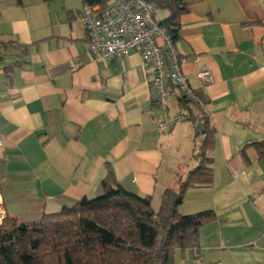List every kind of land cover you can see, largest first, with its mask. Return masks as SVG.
I'll return each mask as SVG.
<instances>
[{"label":"crops","instance_id":"1","mask_svg":"<svg viewBox=\"0 0 264 264\" xmlns=\"http://www.w3.org/2000/svg\"><path fill=\"white\" fill-rule=\"evenodd\" d=\"M173 49L180 72L207 100L215 130L212 183L188 189L182 216L211 211L198 253L174 264H264V0H182ZM81 0H0V211L18 224L104 193L107 169L128 192L161 195L196 167L195 122L158 130L153 73L141 56L100 61L79 21ZM168 12L155 10L158 22ZM17 46L26 47L25 53ZM6 68L11 69L6 73ZM208 70L212 82L198 75ZM180 110L169 92L167 114ZM155 211V210H154Z\"/></svg>","mask_w":264,"mask_h":264},{"label":"trees","instance_id":"2","mask_svg":"<svg viewBox=\"0 0 264 264\" xmlns=\"http://www.w3.org/2000/svg\"><path fill=\"white\" fill-rule=\"evenodd\" d=\"M111 0H81L84 5L105 8ZM168 16L158 22L167 36L178 37L179 18L188 12L182 0H148ZM25 53L26 47L17 46ZM11 69L6 68V73ZM169 92L175 93L180 110L187 121L195 122L194 150L196 167L191 169L180 189H166L157 211L150 197H142L123 189L108 168L102 180L104 193L95 198H82L73 207L44 214L33 224H18L4 216L0 224V264H174V252L198 253V231L214 219L211 211L182 216L178 207L185 192L212 183V160L207 157L214 144L215 130L204 111L207 105L202 93L193 91L202 106L192 102L169 81ZM198 126L200 129H198ZM253 149L258 160L264 159V140L243 145L240 155Z\"/></svg>","mask_w":264,"mask_h":264},{"label":"built area","instance_id":"3","mask_svg":"<svg viewBox=\"0 0 264 264\" xmlns=\"http://www.w3.org/2000/svg\"><path fill=\"white\" fill-rule=\"evenodd\" d=\"M155 10L154 4L148 0H111L105 8L84 5L79 13V21L86 33L88 49L96 59L111 61L137 53L151 68L153 101L164 116L158 122V130L164 133L176 124L187 121L182 113L173 116L167 114L169 81L192 102L201 106L202 103L181 74L182 61L165 29L156 20ZM198 78L202 86L212 82L208 70L201 72ZM3 218L0 211V224ZM261 241L264 248V235Z\"/></svg>","mask_w":264,"mask_h":264},{"label":"rangeland","instance_id":"4","mask_svg":"<svg viewBox=\"0 0 264 264\" xmlns=\"http://www.w3.org/2000/svg\"><path fill=\"white\" fill-rule=\"evenodd\" d=\"M183 181H184V180H183ZM182 183H183V182H180V184H178L177 186H175L174 190H175V191H178V190L180 189ZM154 210L157 211V209H154Z\"/></svg>","mask_w":264,"mask_h":264},{"label":"water","instance_id":"5","mask_svg":"<svg viewBox=\"0 0 264 264\" xmlns=\"http://www.w3.org/2000/svg\"><path fill=\"white\" fill-rule=\"evenodd\" d=\"M198 129H200V127L198 126Z\"/></svg>","mask_w":264,"mask_h":264}]
</instances>
